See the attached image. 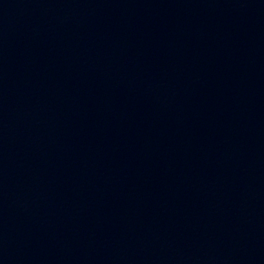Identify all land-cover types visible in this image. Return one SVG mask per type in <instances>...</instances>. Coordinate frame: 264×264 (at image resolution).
I'll return each mask as SVG.
<instances>
[{
    "label": "water",
    "instance_id": "obj_1",
    "mask_svg": "<svg viewBox=\"0 0 264 264\" xmlns=\"http://www.w3.org/2000/svg\"><path fill=\"white\" fill-rule=\"evenodd\" d=\"M0 264H264V0H0Z\"/></svg>",
    "mask_w": 264,
    "mask_h": 264
}]
</instances>
